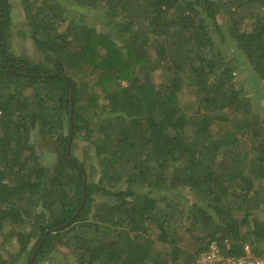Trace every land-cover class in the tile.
Returning <instances> with one entry per match:
<instances>
[{
	"label": "trees",
	"instance_id": "trees-1",
	"mask_svg": "<svg viewBox=\"0 0 264 264\" xmlns=\"http://www.w3.org/2000/svg\"><path fill=\"white\" fill-rule=\"evenodd\" d=\"M5 1L0 264L264 254V115L237 72L264 84V0H50L26 8L38 61L11 51Z\"/></svg>",
	"mask_w": 264,
	"mask_h": 264
},
{
	"label": "rangeland",
	"instance_id": "rangeland-1",
	"mask_svg": "<svg viewBox=\"0 0 264 264\" xmlns=\"http://www.w3.org/2000/svg\"><path fill=\"white\" fill-rule=\"evenodd\" d=\"M58 2L61 7L65 8L68 6V3L64 0H54ZM9 7L8 15L10 17V23L7 27L8 31V43L10 46L11 51L17 55H24L28 57L32 61H38L39 59H43V53L37 48L36 43L32 39L29 34L30 30V21H28L27 17V10L29 8L30 11H40L41 13L46 12L47 10L44 9V3L51 2L50 0H6L5 1ZM57 6V4H55ZM101 6V5H98ZM84 16L89 22H92L93 19L97 18V9L94 6H88L84 8ZM61 9H56L55 12L60 14ZM230 17V16H229ZM226 16L224 17L225 20L229 19ZM65 26L59 27L62 29ZM217 36V35H216ZM218 37V36H217ZM219 38V37H218ZM241 80L245 81V93L250 97L252 106L254 109L258 110L260 113L264 115V84L260 83L259 81H252L254 78V74L246 65H239L237 70ZM256 78V77H255ZM159 79L158 77L156 78ZM38 148V147H37ZM38 154L40 156L39 160H43L47 164H50L51 159L49 158L48 154L45 153L42 149H37ZM74 153L79 156L80 150L77 148L75 149ZM42 161V162H43ZM102 198H97V201L101 200ZM264 218V212L261 214ZM34 240L31 242V244ZM30 245V244H29ZM12 244H4L0 248L2 253L6 251H11ZM62 249V248H61ZM64 250V249H63ZM62 255V252L59 249L55 250L52 255L50 256L52 259L53 264L58 261V258ZM51 261V260H50ZM17 264H26V257L19 259Z\"/></svg>",
	"mask_w": 264,
	"mask_h": 264
},
{
	"label": "built area",
	"instance_id": "built-area-1",
	"mask_svg": "<svg viewBox=\"0 0 264 264\" xmlns=\"http://www.w3.org/2000/svg\"><path fill=\"white\" fill-rule=\"evenodd\" d=\"M244 254L229 256L222 252L217 240H211L207 247L200 252L198 264H264V254L255 255L248 245L244 246Z\"/></svg>",
	"mask_w": 264,
	"mask_h": 264
},
{
	"label": "water",
	"instance_id": "water-1",
	"mask_svg": "<svg viewBox=\"0 0 264 264\" xmlns=\"http://www.w3.org/2000/svg\"><path fill=\"white\" fill-rule=\"evenodd\" d=\"M72 111H73V106L71 105V107H70V117L71 118H72V114H73ZM68 142H70V138H69ZM67 155H69V147H67Z\"/></svg>",
	"mask_w": 264,
	"mask_h": 264
}]
</instances>
